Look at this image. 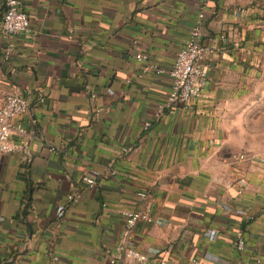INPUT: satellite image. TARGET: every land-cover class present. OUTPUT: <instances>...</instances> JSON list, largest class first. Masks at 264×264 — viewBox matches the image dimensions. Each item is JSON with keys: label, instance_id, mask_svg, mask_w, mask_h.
Wrapping results in <instances>:
<instances>
[{"label": "crops", "instance_id": "0c3cea01", "mask_svg": "<svg viewBox=\"0 0 264 264\" xmlns=\"http://www.w3.org/2000/svg\"><path fill=\"white\" fill-rule=\"evenodd\" d=\"M22 2L29 29L9 38L0 0V105L13 90L45 100L21 118L31 162L0 154V264H109L125 208L154 218L137 223L132 243L150 258L264 264V151L241 150L228 127L258 66L264 0ZM200 12L211 47L204 98L162 108L167 70Z\"/></svg>", "mask_w": 264, "mask_h": 264}, {"label": "built area", "instance_id": "2783aa9c", "mask_svg": "<svg viewBox=\"0 0 264 264\" xmlns=\"http://www.w3.org/2000/svg\"><path fill=\"white\" fill-rule=\"evenodd\" d=\"M4 13L1 20V31L5 37L13 38L28 31L30 26L29 15L24 9L22 0H4ZM204 13L196 16L189 35L183 46L176 52L171 67L167 70L170 77V88L162 103V108H173L175 106L185 107L204 98L205 88L208 80L205 61L211 52V47L203 42L202 21ZM15 47L10 40L4 49L5 58L8 59ZM137 61H146L148 56L143 53L136 54ZM159 73L161 69L154 66ZM163 71V70H162ZM94 96V95H92ZM43 94H24L19 90H13L5 94L0 105V154L19 153L22 162L27 165L31 162L29 141L32 138L29 131L22 124L21 118L26 115L30 108L44 102ZM162 110V109H161ZM148 124L145 125L147 128ZM54 151V147H50ZM127 149H123L126 151ZM247 153L240 152L235 155L237 161H246ZM255 159V157H253ZM264 162V158L260 160ZM82 181L90 188L95 187L96 180L91 176H83ZM137 198H145L144 192L136 193ZM68 201H74L75 196L69 195ZM66 207L63 204L56 206L55 214L57 219H62ZM120 214L123 218L121 238L112 249H106L105 254L109 264H167L166 257L154 255L149 257L146 253L132 247L134 240V229L139 222L153 223L154 218L149 211L144 209H122ZM246 218L251 219L248 215ZM204 235L214 238L211 231H205ZM234 248L243 251L246 245L245 234L242 230L237 231L233 239ZM176 264V263H173ZM188 264H202L200 259L192 258ZM241 264V263H235Z\"/></svg>", "mask_w": 264, "mask_h": 264}, {"label": "rangeland", "instance_id": "374dc122", "mask_svg": "<svg viewBox=\"0 0 264 264\" xmlns=\"http://www.w3.org/2000/svg\"><path fill=\"white\" fill-rule=\"evenodd\" d=\"M258 58L247 94L229 113L228 127L234 143L249 153L264 151V43L258 49Z\"/></svg>", "mask_w": 264, "mask_h": 264}]
</instances>
